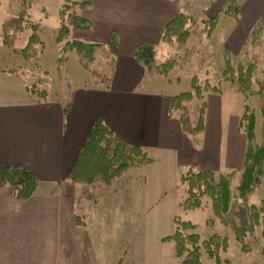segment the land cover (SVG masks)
Here are the masks:
<instances>
[{"label":"crops","instance_id":"0c3cea01","mask_svg":"<svg viewBox=\"0 0 264 264\" xmlns=\"http://www.w3.org/2000/svg\"><path fill=\"white\" fill-rule=\"evenodd\" d=\"M76 1L88 3L79 14L91 27L71 34L113 49L109 83L93 77V84L69 89L64 98L57 93L50 96L49 90L43 98L20 83L14 87L8 82L17 86L15 79L1 73L0 264H164L163 244L170 241L163 238L172 234L174 224L162 230L155 223L158 250L150 251L147 240L151 221L156 220L151 209L157 196L148 185L170 173L179 181L190 168L216 174L239 171L247 146L239 128L244 107L225 117L223 86L219 93H206L204 129L199 143L192 142L181 128L179 114L169 115L170 98L178 94L171 89L180 77L154 75L142 84L144 69L135 59L140 42L155 46L157 62L166 59L163 54L162 60L157 58V49L167 44L162 31L181 12L180 1ZM223 1L225 5L229 0ZM244 6L239 5L237 16L246 14L242 29L221 35L224 48L233 55L264 13V0H247ZM111 32L117 35L116 47L110 45ZM232 89L239 94L236 87ZM98 119L126 143L146 149L153 161L132 167L141 168L136 176L129 175V168L110 188L89 197L92 188L73 184L68 175ZM7 165L22 166L36 176L38 186L31 197L17 199L3 183ZM78 186L84 197L79 206ZM75 215L84 223L77 224Z\"/></svg>","mask_w":264,"mask_h":264},{"label":"rangeland","instance_id":"374dc122","mask_svg":"<svg viewBox=\"0 0 264 264\" xmlns=\"http://www.w3.org/2000/svg\"><path fill=\"white\" fill-rule=\"evenodd\" d=\"M179 1L183 6V12L188 16L185 27L189 28L191 34L183 44H179L173 38L174 40L167 44H161L157 49L159 60H162L163 54L167 56L166 59L172 58L176 61V65L170 74L180 77V83L174 84L171 92L180 93L190 90L193 78L201 87L206 83L220 88L223 86V116H233L243 110L245 103L248 104L255 114L253 144L259 146L264 142L262 131L264 123V111L262 110L264 104V35L262 41L255 45L249 42V37L246 38L243 48L238 53L229 55V61L233 67H236L239 63L246 65L252 62H255L257 67V71L251 79L252 86L250 90L244 93H235L232 89L233 86L238 87L235 74H233V71H231L232 73L228 71L226 74L224 73L227 68L225 63L227 55L224 52L221 35L238 30L239 27L242 29L244 15L246 14L238 18L226 16L223 11L226 9L228 2L223 5V0ZM213 1H215L214 4ZM246 2L247 0H237L238 5L243 9ZM62 4L63 0H0V75L2 73L7 77H12V79H15L17 86L11 82H8L9 84L18 88L20 83L29 92H31V89H46L49 90L50 96L55 95V93L59 96V94L66 93L69 89H73L80 84H93L98 78L93 76L91 70L98 71L109 78V66L112 64L109 61L113 49L103 44L94 49L93 59L84 58L87 66L80 63L76 49L70 50L66 61L65 76L67 79L63 80L59 77L56 59L60 56L61 50L66 47V41L75 39V33H73L59 43L56 41L57 30L60 26L59 12ZM20 9H25L27 15L24 16L23 21L13 23L11 28L7 30L8 40L11 44L5 45L3 44V23L18 16ZM80 10L78 6H73L67 11L64 10V18L67 20L68 13L72 11L79 13ZM215 14H218L217 22L212 25L208 18L213 17ZM30 21L37 24L40 42L35 45L36 55L30 57L31 49H27L26 55H28V58H26L22 50L26 47L32 33L28 26ZM93 77L96 79H93ZM98 80L100 81V79ZM64 95L61 97L64 98ZM199 103V100L194 98L188 104L189 117L194 123L197 119ZM226 127L228 128V125ZM227 128L225 130L226 134L228 133ZM140 169L130 168L129 175L136 176L141 173ZM124 181L121 180V183ZM238 181L239 174L236 173L230 186L232 193L231 216L236 226L249 221L246 207L259 206L261 200L264 199V175L257 177L256 186L245 199H240L237 196L235 186ZM150 184L151 186L148 185V188L151 194L156 193L157 196V199H154L156 203L153 204L151 209V213L156 215V220L152 219L151 221V233L147 240L150 251L155 252L158 250L157 242H155V223L158 229L163 230L166 226L170 229L171 225L174 224L173 218L175 215L195 224L196 227L193 232L197 233L201 240L212 234L225 238L227 248L225 251L219 252L222 259H228L232 264H264V256L261 253L264 248L263 219L261 216L258 222L254 223L252 232H247L243 238L245 250L236 239L235 231L231 226L224 225L214 215L210 197L205 196L203 198L201 207L185 211L179 206L180 200L185 197V186L179 181H175L174 178L172 179L171 173L163 177L157 176ZM105 187L104 184H98L99 190L105 189ZM93 188L97 187L94 186ZM77 202L78 206L84 202L80 187L78 188ZM169 241L163 244L164 264H180V259L175 256L174 242ZM201 261L202 264H215L214 259L209 257L203 248H201Z\"/></svg>","mask_w":264,"mask_h":264},{"label":"trees","instance_id":"16d2710c","mask_svg":"<svg viewBox=\"0 0 264 264\" xmlns=\"http://www.w3.org/2000/svg\"><path fill=\"white\" fill-rule=\"evenodd\" d=\"M176 2L178 0H175ZM73 6H78L79 9H84L88 3L76 0H63L61 10L59 12L60 26L57 30L56 41L59 43L68 38L72 30L82 29L88 30L91 27L90 22L83 18L79 13L72 11L68 13L67 20L64 18V10H70ZM181 12L170 22H168L162 31L161 39L163 42L169 43L173 38L179 44L186 42L191 32L185 27L188 16ZM226 16H238L239 5L236 0H229L226 9L223 11ZM26 10L20 9L18 16L6 20L3 23V44L10 45L8 40V29L13 23L23 21L26 16ZM218 14L208 18L211 24H216ZM27 23V22H26ZM32 31L26 47L22 50L26 58L27 49H31V56L36 55L35 45L40 39L37 33V24L29 22L28 25ZM264 35V13L261 14L255 21L249 31L250 43L252 45L259 44ZM110 45L117 46V35L115 32L110 34ZM102 45L99 42H85L78 39L66 41V47L61 50L60 56L56 59V67L58 75L61 79H67L66 61L68 52L76 49L79 54L80 63L87 66L85 59H93V51ZM227 55L225 59L227 71H233L236 82L238 84L237 91L244 93L250 90L252 86V76L257 71L255 62L248 64H237L236 67L231 66L229 61L230 53L224 48ZM156 48L152 43L140 42L136 47L135 59L144 69V78L142 84L146 83L154 75L168 76L170 71L176 65V61L172 58H167L162 62L156 61ZM93 76L100 79L101 82L108 84L109 80L102 73L91 70ZM15 73V72H11ZM232 73V72H231ZM232 79V78H231ZM32 93L39 97L46 96V89H31ZM221 88L211 86L206 83L201 87L196 79L191 80L190 90L180 92L171 96L169 101V115L177 112L178 120L181 128L186 133L192 142L199 143V134L204 129V111L205 101L204 92L219 93ZM199 100L196 122H192L189 117L188 104L192 99ZM64 112L67 111V105L63 107ZM264 111V104L262 106ZM255 114L245 103L244 111L240 117L239 128L246 135L247 146L244 157L243 167L239 170H232L228 173L216 174L210 170H194L192 168L186 170L179 177V182L185 186V197L180 201L179 206L182 210H193L201 207L202 200L205 196L211 198V207L214 215L221 223L235 231V236L242 248L246 250L244 245V236L247 232H252L254 223L258 222L259 217L263 219V234H264V199L261 200L259 206L251 205L246 207L249 221L236 226L231 216L232 193L230 190L231 181L235 178L236 173L239 174V181L235 186L237 196L240 199H245L247 195L257 184V177L264 175V142L259 146L253 144L254 139ZM264 135V123L262 126ZM146 149L130 145L117 136L102 120L98 119L88 132L86 141L81 148L74 165L68 175V179L73 184H83L92 188L91 193L88 190V196H98L102 189H98V184H104L105 189L110 188L112 183L121 177L129 168L143 166L152 162ZM2 181L8 185L14 197L17 199H26L31 197L38 186L36 176L26 168L19 165H7L2 170ZM97 188H93V187ZM97 189V190H96ZM95 191V192H94ZM94 192V193H93ZM75 222L83 224V217L75 215ZM196 225L188 220H183L179 216L174 218V230L171 235L163 239L172 240L174 242L175 256L180 259V264H202L201 248H203L208 256L213 258L215 264H232L228 259H222L219 255L220 251H225L227 241L219 235L212 234L208 238L201 240L200 236L193 232ZM264 256V248L262 249Z\"/></svg>","mask_w":264,"mask_h":264}]
</instances>
